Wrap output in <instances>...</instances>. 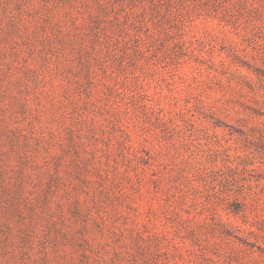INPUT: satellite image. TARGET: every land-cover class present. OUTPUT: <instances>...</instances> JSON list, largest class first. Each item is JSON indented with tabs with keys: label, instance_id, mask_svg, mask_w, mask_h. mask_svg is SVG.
Returning a JSON list of instances; mask_svg holds the SVG:
<instances>
[{
	"label": "rangeland",
	"instance_id": "obj_1",
	"mask_svg": "<svg viewBox=\"0 0 264 264\" xmlns=\"http://www.w3.org/2000/svg\"><path fill=\"white\" fill-rule=\"evenodd\" d=\"M0 264H264V0H0Z\"/></svg>",
	"mask_w": 264,
	"mask_h": 264
}]
</instances>
